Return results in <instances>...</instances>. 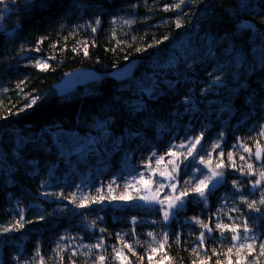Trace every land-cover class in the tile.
<instances>
[{"label":"trees","instance_id":"trees-1","mask_svg":"<svg viewBox=\"0 0 264 264\" xmlns=\"http://www.w3.org/2000/svg\"><path fill=\"white\" fill-rule=\"evenodd\" d=\"M177 4L180 0H0V264H110L99 260L105 240L124 230L153 232L163 242L164 264H264L259 248L264 179L252 188L260 175L242 166L236 167L238 175H228L238 178L236 186L212 192L206 203L190 194L169 225L158 208H143L137 199L121 206L97 191L79 207L81 202L64 193L73 175L93 185L119 173L118 161L130 166L145 151L168 153L170 145L201 131L199 156L206 159L211 152L214 163L231 144L264 145V103L245 107L236 99L232 110L221 111L238 83L249 88L264 83V0ZM247 20L253 25L241 27ZM22 53L28 54L24 60ZM132 59L141 62L131 78L117 82L108 76ZM43 64L48 67L38 66ZM76 68H92L103 77L57 97L52 84ZM216 75L221 80L213 83ZM257 91L264 101V89ZM33 98L36 103L28 107ZM92 135L88 152L66 155V143ZM217 142L220 147L213 149ZM186 163L185 172L202 167L198 158ZM220 192L226 194L224 205ZM101 196L103 203L93 202ZM21 213L23 227L17 224ZM217 214L239 225L241 233L247 222L257 238L255 251L233 247L231 233L213 226ZM206 221L213 234H205L201 244ZM70 238L91 242L92 250L73 255L65 245Z\"/></svg>","mask_w":264,"mask_h":264},{"label":"rangeland","instance_id":"rangeland-1","mask_svg":"<svg viewBox=\"0 0 264 264\" xmlns=\"http://www.w3.org/2000/svg\"><path fill=\"white\" fill-rule=\"evenodd\" d=\"M264 138V137H263ZM76 138L72 141L66 143L65 145V151L67 152L66 155L74 154V153H85L88 152V146L91 142L95 141L94 136H88L86 138L81 139ZM238 144H231L225 151V154L223 155L222 161L223 164H225L229 170L230 173L233 174V176L238 175V171L236 167L242 166L243 168H247L249 173L255 172L252 174H260V172H264V153L263 157L260 163L255 164L254 162H251L253 160V152L254 148H250L245 143H239ZM259 146V145H257ZM264 147V145H260ZM244 149H248V151H245ZM88 150V151H86ZM232 153V159H229L228 154ZM155 153L154 151H145L141 159L139 161H135V163L130 166H127V163H120L118 161V169H120L119 173H115L111 176H107L104 178H101L99 181L94 183L93 185H90L86 180H83L82 177L73 175L72 176V183L70 186L64 191L65 195L71 196L75 201L78 202H85L87 198L92 197L94 194H96L97 191H100L102 196L106 198L107 201H111L112 204H119L121 206L129 205L133 203L131 202H122L119 200L113 201L112 197H120L124 195H131L135 196L136 194H142L140 196H143L145 194L144 186L139 183H133L128 188L125 187V184L129 181H133L134 177H138L140 173H145L146 177L148 178V171L149 168L146 167L148 165L149 160L151 159L150 169L156 170L157 175L160 171H170L171 170V159L167 155V152L165 150H160L156 154L158 156H163L165 159L161 162L160 165H157L155 162V159L152 158V154ZM243 157V159H242ZM209 157H207L205 160L207 161ZM221 163V162H220ZM216 164L212 161L210 167L216 166ZM248 164H252V169H249L247 167ZM116 165V164H115ZM92 168V167H91ZM135 170L132 173L129 172V170ZM197 169H200L196 165L192 167L191 171H186L185 168L181 169L180 172V180L178 183L179 191H187L190 194H192L194 199H200L198 196L193 194V186L192 185H185L184 181L190 179L193 175H196L199 178H203L201 175V172L203 174H207V168L202 165L200 171H196ZM87 175H89L90 169L87 167V170L85 172ZM205 174V175H206ZM65 177V175H63ZM261 179V177H260ZM238 181V178H229L226 181V185L228 186H236ZM110 186V187H109ZM260 186V185H259ZM157 185L156 183H153L152 188L153 192H155ZM261 187V191L264 189L263 186ZM253 188V187H252ZM259 188V187H256ZM254 188V189H256ZM168 191L167 189L161 190L159 195L161 198H163L164 192ZM218 197L220 199V203L222 205L226 204V194L220 192L218 194ZM259 206L261 208V211L264 213V204H261L259 202ZM219 209H222L221 207ZM160 215L163 219V212L159 209ZM214 222L213 226L215 228L217 224L221 225H228L230 227H235L231 224L224 223L221 219H223V216L220 214L214 215ZM131 221V220H129ZM149 223L152 225H157L156 222H154L152 219L148 220ZM209 221H206L204 225H208ZM204 225L201 227L202 231H206L207 228L204 227ZM209 227V226H208ZM229 228H218L221 231L231 233V236L233 233L230 231ZM151 233L152 235H149ZM242 234V233H241ZM98 238V237H97ZM113 241H106L103 245L104 254L103 257L107 262H110V264H164L165 261V255L163 253V242L154 235L153 232L144 233L143 236L141 234L131 231V234L128 232L120 231L116 232L115 235L112 237ZM251 241H249L250 243ZM264 242V237H261V241ZM65 245L69 249V251H79L83 254H85L87 251L92 250V243L91 242H84V241H77L74 238H70L65 241ZM126 245H132L131 250ZM238 247V246H237ZM194 248V246L192 247ZM240 248V247H238ZM247 248V247H244ZM155 249V251H153ZM116 250H119L121 255L118 257L116 256ZM18 264H25L23 261H19Z\"/></svg>","mask_w":264,"mask_h":264},{"label":"snow or ice","instance_id":"snow-or-ice-1","mask_svg":"<svg viewBox=\"0 0 264 264\" xmlns=\"http://www.w3.org/2000/svg\"><path fill=\"white\" fill-rule=\"evenodd\" d=\"M183 3H184V0H180V4H177L176 7L179 8L181 4ZM95 23L99 24L100 21L96 20ZM176 27L177 28L182 27L179 21L176 22ZM245 27H251V26L245 25ZM92 31H96V28H93ZM165 39H167V37H165ZM161 42L162 41H157V43H161ZM84 55H88L87 50L84 51ZM38 66L42 68L48 67L47 64L38 65ZM220 80H221V77L219 75H216L215 81H213V83H215L216 81H220ZM257 89H264V83L256 85L255 88H249L247 84L238 83L237 87L232 90V93L229 96L227 104L222 105L221 111L232 110L235 106L236 99H240L241 104L245 107H253L258 103H264V101L259 99V93ZM141 91H143V89ZM148 91L151 93L152 89H149ZM241 93H243L242 97H241ZM35 103H36V99L33 98L30 104L28 105V107H31ZM184 103L186 106L190 105L191 100L188 97H185ZM210 103H215V102L213 101ZM187 110L190 111L191 109L189 108ZM138 134H139L138 132L136 133L129 132V135H138ZM220 135L222 137L223 133H221ZM203 137H204V132L201 131L200 135L195 136L191 140H187L186 142L181 141L179 145L169 146V151L167 155L169 157H176V159L171 161L172 167L170 171H167V172L160 171L157 175L156 170L150 169V164H151V159H150L148 162V165L146 166L149 168L148 178H145L146 177L145 173H140L138 177L133 178V181H129L125 184V187L128 188L133 183H139L144 186L145 191L152 192L153 191L152 185L153 183H156L157 187L155 189L154 195L139 196V197H133L131 195H124L120 197L113 196L112 200L113 201L119 200L122 202H131L134 199H139V200L145 201L148 204H159L160 210L163 212V220L167 222L172 217L174 210L178 208H182L185 205L187 198L190 196L189 192L179 191V188H178L182 166L187 167L186 162H188L190 158L192 161H196L198 158V163L207 168V174L205 175L203 174V172H201V175L203 176V178H199L196 175H193L190 179L185 180L184 184L192 185L193 194L198 196L202 201L206 203L207 197L212 193V189L215 187L214 182L218 183L224 177L225 172H224V164L222 162V158L224 155L223 152L219 153V156L221 157V163L216 164L215 169L210 167L212 163V153L211 152L207 153L209 157L207 161L203 158V156H199V153L204 150L203 144H202ZM238 146L240 145L238 144ZM219 147H220V144L218 142L213 145V149H217ZM244 150L248 151V149H244ZM177 152L181 153L182 159L181 157L177 156ZM184 153H186V155H183ZM228 156H229V159H232L231 152L228 154ZM152 158L155 159V162L157 165H160L161 162L165 159V157L158 156L156 153L152 154ZM255 159L256 160L261 159V152L259 150L256 151L255 153ZM26 163L33 164L34 161H26ZM247 167L249 169H252L253 165L248 164ZM196 171H200V169H197ZM249 174H252V173L250 172ZM259 175L261 179H264V172H260ZM261 179H257L255 181V183L252 185L253 188L258 187L261 184ZM164 189H167L168 191H165L163 198H161L159 193L161 190H164ZM93 202L103 203L104 198L101 196L99 200L93 201ZM260 203L264 204V199H261ZM254 204L255 202L248 203V208L252 209L254 207ZM78 206L85 207L86 205L82 202ZM233 211H238V209H233ZM256 211H260V209L257 208ZM39 219L43 220L44 217L40 216ZM23 223H24V217H23V214L21 213L20 219L17 221V224L20 227H23ZM204 227L207 228L209 232H211V228H209L208 225H204ZM216 227L217 228H229L230 226L217 224ZM10 230L11 229L9 228L3 229L4 232H8ZM100 231H104V230L101 229ZM230 231L233 233V235L231 236L233 247H237V246L240 248L247 247L250 250V253L251 251H255L254 245H255L257 238L253 234H251V230L248 228L247 222L244 223L242 234H241L239 225H236L235 227H230ZM149 235H152V234L149 233ZM164 238L165 240L167 239V233L164 234ZM199 239H200L201 244H203L204 233H201V236ZM249 241L251 242L249 243ZM101 246H102V243L97 244L94 247L99 248ZM126 246L131 250L132 245H126ZM259 248H260L261 254H264V242H261L259 244ZM231 250L232 249L229 248V251ZM153 251H155V249H153ZM75 254L76 253L74 252L73 255ZM120 255H121L120 251L116 250V256L119 257ZM99 260L103 261L104 257L100 256ZM229 264H231V261H229ZM237 264H240V261H237Z\"/></svg>","mask_w":264,"mask_h":264},{"label":"water","instance_id":"water-1","mask_svg":"<svg viewBox=\"0 0 264 264\" xmlns=\"http://www.w3.org/2000/svg\"><path fill=\"white\" fill-rule=\"evenodd\" d=\"M32 1H34V0H27L28 3L32 2ZM245 25L252 26L253 23H252V21L247 20V21L242 22L240 26L243 28H247V27H245ZM27 56H28V54L22 53L19 56V59L24 60ZM140 62H141L140 59L129 60V61L125 62L123 65L111 70L109 72L108 76L113 78L117 82L125 81V80H127L133 76V74L135 73L136 69L138 68ZM102 77H103V75L99 71H96L92 68H76V69L65 72L59 80H57L56 82H54L52 84L51 88L57 97H64V96L71 94L75 89H77L79 87H83V86H86L88 84L95 83V82L99 81ZM258 150L261 152V159L260 160L255 159V153ZM263 153H264V147L259 145V146H256L254 148V152H253L254 163L257 164V163L261 162L262 157H263ZM211 168L215 169V166L211 167ZM224 172H225L224 177L218 183L214 182L215 187L212 189V192L218 191L219 189H221L222 187H224L226 185V180H227V177L230 173V170L225 164H224ZM154 194H155V192H153V191L152 192L146 191L143 196H151ZM135 203L142 205L144 208H149V209L160 208L159 204H148L145 201L139 200V199H137L135 201ZM185 205H186V203H185ZM185 205L182 208H178V209L174 210L173 215L170 218V220L167 222H165L163 220V223L165 225L171 224L174 220L176 212L179 210H182L185 207ZM201 233H204L207 235L208 238H211V236L213 234V230L211 229V232H209L207 229L206 231H202ZM201 233L198 236L199 241H200L199 238L201 236Z\"/></svg>","mask_w":264,"mask_h":264},{"label":"flooded vegetation","instance_id":"flooded-vegetation-1","mask_svg":"<svg viewBox=\"0 0 264 264\" xmlns=\"http://www.w3.org/2000/svg\"><path fill=\"white\" fill-rule=\"evenodd\" d=\"M162 222H163V220H162Z\"/></svg>","mask_w":264,"mask_h":264},{"label":"bare ground","instance_id":"bare-ground-1","mask_svg":"<svg viewBox=\"0 0 264 264\" xmlns=\"http://www.w3.org/2000/svg\"><path fill=\"white\" fill-rule=\"evenodd\" d=\"M186 203V202H185Z\"/></svg>","mask_w":264,"mask_h":264}]
</instances>
